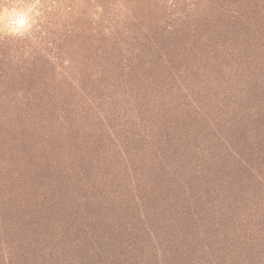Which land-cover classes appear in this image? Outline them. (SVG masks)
<instances>
[{
    "label": "rangeland",
    "instance_id": "obj_1",
    "mask_svg": "<svg viewBox=\"0 0 264 264\" xmlns=\"http://www.w3.org/2000/svg\"><path fill=\"white\" fill-rule=\"evenodd\" d=\"M0 264H264V0H0Z\"/></svg>",
    "mask_w": 264,
    "mask_h": 264
},
{
    "label": "clouds",
    "instance_id": "obj_2",
    "mask_svg": "<svg viewBox=\"0 0 264 264\" xmlns=\"http://www.w3.org/2000/svg\"><path fill=\"white\" fill-rule=\"evenodd\" d=\"M11 21V27L22 28L25 26L24 14L16 11L9 12L6 16Z\"/></svg>",
    "mask_w": 264,
    "mask_h": 264
}]
</instances>
